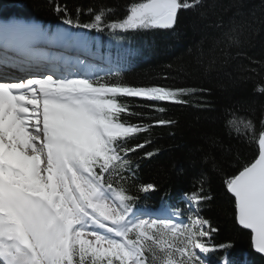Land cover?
Segmentation results:
<instances>
[{
	"label": "snow or ice",
	"instance_id": "obj_1",
	"mask_svg": "<svg viewBox=\"0 0 264 264\" xmlns=\"http://www.w3.org/2000/svg\"><path fill=\"white\" fill-rule=\"evenodd\" d=\"M199 3L141 0L112 23H105V10L80 24L65 9L66 27L51 34L21 19L0 24V264H206L204 254L217 251L218 264H231L225 250L232 245L211 244L218 229L200 214V205L212 199L203 186L188 197L186 220L174 222L139 218L138 193L156 186L133 192L126 182L138 168L130 154L151 143L130 141L150 125L143 122L146 113L120 98L150 102L144 106L164 113L157 104H182L196 90L110 83L111 72L94 62L100 59L98 46L93 52L85 34L105 28L170 30L178 10ZM256 91L264 97V86ZM125 115L139 122L122 119ZM241 125L253 128L251 120L240 121L237 133ZM203 160L223 170L215 157ZM223 184L234 198L236 223L250 231L252 250L264 257V131L258 155ZM175 215H181L179 209Z\"/></svg>",
	"mask_w": 264,
	"mask_h": 264
},
{
	"label": "trees",
	"instance_id": "obj_2",
	"mask_svg": "<svg viewBox=\"0 0 264 264\" xmlns=\"http://www.w3.org/2000/svg\"><path fill=\"white\" fill-rule=\"evenodd\" d=\"M141 0H0V19H22L40 23L49 33L66 27L67 18L80 24L92 22L105 10V23L127 15L128 8ZM190 3L193 0H189ZM60 11H57V9ZM92 10L91 12L89 10ZM76 31V29H73ZM93 52L118 68L107 77L110 83L128 86L190 88L182 104L162 103L166 111L145 107L150 102L120 98L135 112L147 114L143 122L150 130L130 143L150 140L145 148L130 154L138 164L131 190L146 184L156 186L148 194L138 193L134 209L162 212L186 220L184 196L204 192L212 199L200 205L204 218L218 229L211 244L230 243L225 250L231 264H264L251 251L250 235L235 223L234 201L223 180L258 154L257 143L264 125V97L256 89L264 86V0H200L189 9L178 10L173 29L129 30L105 28L85 33ZM111 53V57H108ZM129 53L121 58L119 54ZM122 119L139 122L133 115ZM159 119L170 125L158 126ZM251 120L245 131L237 124ZM236 122V123H234ZM146 152H154L144 158ZM205 156L215 157L218 171ZM177 209L181 215H175ZM206 264H218L219 251L204 254Z\"/></svg>",
	"mask_w": 264,
	"mask_h": 264
},
{
	"label": "rangeland",
	"instance_id": "obj_3",
	"mask_svg": "<svg viewBox=\"0 0 264 264\" xmlns=\"http://www.w3.org/2000/svg\"><path fill=\"white\" fill-rule=\"evenodd\" d=\"M7 21H3V19H0V23H5ZM96 64H98L100 67H102L105 71L113 72L110 66H107L106 64L100 63L99 61H94ZM139 218H146L142 215L137 214ZM148 219V218H147ZM175 222V221H174Z\"/></svg>",
	"mask_w": 264,
	"mask_h": 264
},
{
	"label": "water",
	"instance_id": "obj_4",
	"mask_svg": "<svg viewBox=\"0 0 264 264\" xmlns=\"http://www.w3.org/2000/svg\"><path fill=\"white\" fill-rule=\"evenodd\" d=\"M257 149H258V143H257ZM257 155H258V154H257ZM229 196H230V195H229ZM230 197H231V196H230ZM231 198H232L233 201H234V198H233V197H231ZM234 210H235V207H234ZM235 223H236V220H235ZM236 225H237V227H238L239 229L245 231L246 233H248V234L250 235V231H249V230L242 229L240 226H238L237 223H236ZM250 245H251V236H250ZM251 251H252L255 255H258L259 257H261V258L264 259V257L260 256L259 254H256V253L252 250V248H251Z\"/></svg>",
	"mask_w": 264,
	"mask_h": 264
},
{
	"label": "bare ground",
	"instance_id": "obj_5",
	"mask_svg": "<svg viewBox=\"0 0 264 264\" xmlns=\"http://www.w3.org/2000/svg\"><path fill=\"white\" fill-rule=\"evenodd\" d=\"M0 24H2V23H0ZM10 71H11V70H10ZM12 74H13V75H15V73H14V72H13Z\"/></svg>",
	"mask_w": 264,
	"mask_h": 264
}]
</instances>
